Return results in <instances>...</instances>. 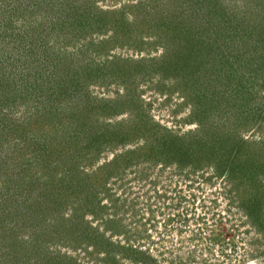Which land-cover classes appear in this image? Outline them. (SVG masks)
I'll list each match as a JSON object with an SVG mask.
<instances>
[{"label":"rangeland","instance_id":"obj_1","mask_svg":"<svg viewBox=\"0 0 264 264\" xmlns=\"http://www.w3.org/2000/svg\"><path fill=\"white\" fill-rule=\"evenodd\" d=\"M12 30L0 264H241L263 246L264 0H0V40ZM230 38L238 61H208ZM172 47L189 76H165ZM158 207L173 240L139 244Z\"/></svg>","mask_w":264,"mask_h":264},{"label":"trees","instance_id":"obj_2","mask_svg":"<svg viewBox=\"0 0 264 264\" xmlns=\"http://www.w3.org/2000/svg\"><path fill=\"white\" fill-rule=\"evenodd\" d=\"M152 9L153 8H149L148 10H147V12H146V10H145V12L146 13H148V12H151L152 11ZM42 10V9H41ZM37 12V14L35 15V17H36V20H35V23H36V21H37V19H38V11H36ZM191 17H193V16H191ZM40 19V18H39ZM155 19V18H154ZM156 20V19H155ZM39 21V23L42 21V19H40V20H38ZM154 24H158V22L157 21H153V22H149V25H150V27L151 28H155V26H154ZM33 25V24H32ZM41 25H42V23H41ZM35 26V25H34ZM40 26V25H39ZM188 27H190V31L189 32H187L190 36H191V38H190V41H192V37H194V35H198V33H195V30H201L202 29V22H200V23H198V22H196V20H195V22L193 23V25L191 24V26H190V24L188 25ZM197 28V29H196ZM156 29V28H155ZM3 31V30H2ZM5 35V34H4ZM20 33H17V32H15V30L13 31H10L9 33H8V35H5V36H7V37H5L4 39H3V34H1V40H0V51H4V50H6L7 49V47L6 48H4L6 45H8V42L11 40V44H12V47L10 46V48L11 49H9L8 51V54H7V57H10L11 55H12V52H18V53H21V54H24V50H25V43H24V40L23 39H21L22 40V47H20V45L18 46V44H17V42H18V40H20L19 39V37H20ZM168 38V37H167ZM169 40H170V42H172L171 40H175V38L174 37H169ZM200 40H202L201 38H200V36H199V38H198V36L195 38V41H200ZM230 41H227V42H230V44L229 43H226V42H223V44L222 43H219L216 47H215V50H214V53H213V57L212 58H210V59H208V61H213V63H214V61L216 60V58L218 57V55H220L221 56V58H219V60L220 59H223V61L224 62H227V63H229L230 65H233V63H234V61L235 60H237L238 61V58H239V56H237L236 54L234 55V56H231V51H234L235 49H233V48H235V44L234 43H231L232 41L231 40H233V39H229ZM202 42L205 44V41H203L202 40ZM66 43V42H65ZM164 43V42H163ZM10 44V45H11ZM15 44V45H14ZM260 44H262V42L260 43ZM13 45L15 46V47H18V49H16L15 47L13 48ZM191 45V44H190ZM9 47V46H8ZM248 47V46H247ZM201 49V48H200ZM199 49V50H200ZM180 48H175V50H173V55H172V57H171V59H168L166 56V63H165V65L163 66V71H164V73H165V76H167V77H169L170 78V76L172 77V76H174V77H176L177 76V78L178 77H180L181 76V74H182V71L184 70V72L186 71V73H184L183 72V74L184 75H186V77H187V75L189 76L190 75V68H186V69H183V68H181L180 66L178 67V65L175 63V60L176 59H178L177 57L178 56H180ZM170 51V49L168 48L167 49V52H169ZM169 53H172V52H169ZM223 53V54H222ZM0 57H1V54H0ZM2 58V57H1ZM4 61V60H3ZM182 70V71H181ZM176 73V74H175ZM247 87V86H246ZM4 101V100H3ZM14 101V100H13ZM31 104H32V102H31ZM195 104H197L198 105V102H196ZM1 107H0V109H2L3 108V106H5V107H7L8 105H9V103H4V102H2L1 104ZM12 105L13 106H9L8 108H9V110L11 109V108H14V106H15V104L14 103H12ZM204 105V104H203ZM16 107V106H15ZM29 107H32V106H30L29 105ZM30 109V108H29ZM1 111V110H0ZM199 112V110L198 109H196V108H194V111H193V113L196 115V113H198ZM34 113H36V116H37V114H39V110L37 109V110H35V112ZM107 115H109V114H107ZM32 118H34V119H37V117L35 118L34 117V115H32ZM31 118V120L32 121H30V124H31V122H33V119ZM1 119H3V118H0V144H5V142H9V135L7 134V132L8 131H12V132H16L17 130H18V128H17V124L15 123L14 124V122L12 123V121L10 122L9 121V117H8V120L7 121H9V122H7V121H5V122H3V121H1ZM29 123V122H28ZM19 128L20 129H22V128H24V123H22V125H19ZM38 128V130H39V128L40 127H37ZM7 130V131H5V132H3L2 133V130ZM25 129V128H24ZM34 129V128H33ZM36 131L37 132V134L39 133V131ZM131 131H134V129L133 130H131ZM17 133V132H16ZM41 134V133H40ZM42 135V134H41ZM27 136V135H26ZM26 136H25V140H28V139H26ZM21 137H24V136H21ZM124 138H127V135L125 134V136H124ZM132 137L130 136V135H128V139H131ZM123 141H124V143H128L129 141H131V140H127V139H123ZM19 168H21V170L23 169L22 168V166L21 167H19ZM236 171V167H234V166H231V168H230V171H231V173L233 172V171ZM236 175V174H235ZM250 211V210H249ZM249 213V212H248ZM250 214V213H249ZM260 227V226H259ZM260 229H261V227H260ZM264 229V228H263Z\"/></svg>","mask_w":264,"mask_h":264},{"label":"clouds","instance_id":"obj_3","mask_svg":"<svg viewBox=\"0 0 264 264\" xmlns=\"http://www.w3.org/2000/svg\"><path fill=\"white\" fill-rule=\"evenodd\" d=\"M173 48V50H175V47H172ZM171 50V49H170ZM171 52V51H170ZM164 53V52H163ZM165 53H167V50H166V52ZM167 54H170L171 56L173 55V52L172 53H167ZM161 166H162V164H160ZM163 167V166H162ZM111 183H112V181H111ZM110 183V184H111ZM156 193V192H155ZM163 194H164V192H163V190H160L159 192H158V194L156 193V197L157 198H162V196H163ZM175 194H177V193H175ZM185 197V195L184 194H181L180 193V197ZM146 210L148 211V212H145L143 215H145V217H144V224L142 225V224H140L139 226H140V228H142V227H144V230H139L140 228H137V230H139L140 232H138L139 233V235H140V238H138V239H136V240H138L139 241V244H141L142 242H145L146 240H147V242H149L150 240L148 239V237L150 236V234H151V232L153 231V229H156V236L158 235V234H160V233H162V226H163V224L165 223L164 222V218H166L167 217V215L169 214V211H167V212H165V208H163V207H158V208H150V209H147L146 208ZM167 213V214H166ZM160 214H162V215H160ZM184 213L183 212H181V215H183ZM169 216V218L168 219H171V221H177L179 218L177 217V215L176 214H172L171 216L170 215H168ZM190 217V216H189ZM189 217L187 216V221H188V219H189ZM140 221V220H139ZM184 221V220H183ZM167 222H169V221H167ZM134 224L136 223V222H133ZM161 224V225H160ZM165 225V224H164ZM161 226V227H160ZM134 227H136V225L134 226ZM165 227H166V225H165ZM146 232V233H145ZM149 233V234H148ZM153 239H154V235L153 236H151ZM179 240H181L180 238H179ZM129 241H131L130 239H129ZM128 241V242H129ZM132 242V241H131ZM131 242H129V243H131ZM155 242H156V239H155ZM134 243V242H133ZM184 242H183V240H181V244H183ZM185 243H189V242H185ZM130 245V244H129ZM131 245H135V244H131ZM260 249L259 250H257V253H256V258H259V259H261V261H262V258H263V261H264V243H263V246L262 247H259ZM255 254V253H254ZM262 261V262H263Z\"/></svg>","mask_w":264,"mask_h":264},{"label":"built area","instance_id":"obj_4","mask_svg":"<svg viewBox=\"0 0 264 264\" xmlns=\"http://www.w3.org/2000/svg\"><path fill=\"white\" fill-rule=\"evenodd\" d=\"M189 217V216H188ZM168 218H169V216L167 215V217L166 218H164V224L166 225V227H165V225H164V227L162 226V233H160V234H158L157 235V238H155L156 239V242H170V241H172L173 240V238H171V237H174L173 236V233L174 232H171L172 231V229L174 228V230H175V234H176V230H178L177 228H178V223L177 222H175V221H172L171 223H169V222H167L168 221ZM161 225V224H160ZM188 227H189V230H190V220H188ZM161 227V226H160ZM164 229L167 231V233H165V231H164ZM249 229V233L248 234H251V235H254L253 237V239H256V236H255V231H256V229L255 228H253V227H251V228H248ZM176 238V240L178 241V239H179V237L177 236V237H175ZM252 239V238H251ZM132 241V243H133V240H131ZM177 241H175V242H177ZM137 242L139 243V241L137 240ZM252 252H254L253 254H252V257L251 258H247L248 260H243L242 261V263L241 264H264V261H263V258H262V261H261V259H259V258H256V253H257V250H259L260 248L257 246L256 248H254V247H252ZM240 263V262H239Z\"/></svg>","mask_w":264,"mask_h":264}]
</instances>
